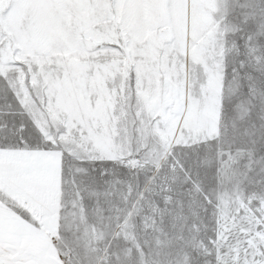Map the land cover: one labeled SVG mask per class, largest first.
Listing matches in <instances>:
<instances>
[{
  "label": "snow or ice",
  "instance_id": "1",
  "mask_svg": "<svg viewBox=\"0 0 264 264\" xmlns=\"http://www.w3.org/2000/svg\"><path fill=\"white\" fill-rule=\"evenodd\" d=\"M0 264H264V0H0Z\"/></svg>",
  "mask_w": 264,
  "mask_h": 264
}]
</instances>
